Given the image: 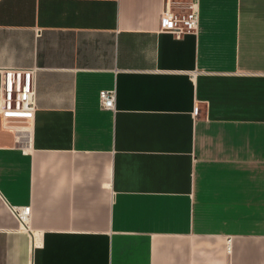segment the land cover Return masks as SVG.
<instances>
[{
	"label": "crops",
	"instance_id": "1",
	"mask_svg": "<svg viewBox=\"0 0 264 264\" xmlns=\"http://www.w3.org/2000/svg\"><path fill=\"white\" fill-rule=\"evenodd\" d=\"M164 7L0 0L36 90L0 119V264H264V0H200L181 37Z\"/></svg>",
	"mask_w": 264,
	"mask_h": 264
},
{
	"label": "built area",
	"instance_id": "2",
	"mask_svg": "<svg viewBox=\"0 0 264 264\" xmlns=\"http://www.w3.org/2000/svg\"><path fill=\"white\" fill-rule=\"evenodd\" d=\"M162 29L177 37L196 34L200 24V0H164ZM100 104L105 110H115V90L100 92ZM36 111L35 74L30 69L0 68V119L7 123L28 122ZM20 224H26L30 208H13Z\"/></svg>",
	"mask_w": 264,
	"mask_h": 264
}]
</instances>
